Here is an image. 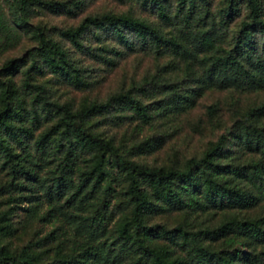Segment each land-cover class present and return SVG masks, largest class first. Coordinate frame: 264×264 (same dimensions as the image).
I'll return each mask as SVG.
<instances>
[{"label":"rangeland","instance_id":"1","mask_svg":"<svg viewBox=\"0 0 264 264\" xmlns=\"http://www.w3.org/2000/svg\"><path fill=\"white\" fill-rule=\"evenodd\" d=\"M53 1L63 5L56 10L32 5L22 21L16 20L11 0H0V69L8 59L24 58L12 73L0 71V90L7 87L13 92L10 114L0 125V244L9 251L26 247L33 264H157L153 257L166 264H199L200 250L230 252L244 264L264 263V241L241 228L222 226L264 218V182L257 185L226 173L219 179L251 196L250 203L217 206L197 195L195 204L177 206L155 198L150 183L140 179L152 208L143 212L151 229L140 233L144 248L137 247L129 235L125 171L109 151L80 146L61 127L49 132L60 112L43 104L22 82L28 71L30 81L44 85L49 101L68 105L76 123L109 140L119 155L133 162L182 167L187 157H199L223 133L217 164L264 166L263 146L243 139L246 127L264 128V34L252 35L262 66L246 63L259 81L237 85L227 74L216 85L207 77L209 54L228 49L247 19L243 0H235L236 9L225 22L220 17L229 0H184L182 7L179 0ZM258 2L264 18V0ZM158 5L166 20L159 17ZM122 16L144 21L180 41L184 49H155L120 24L118 34L106 20ZM86 18L106 23L87 24L74 44L66 32ZM205 26L212 28L211 47L192 46L194 33ZM39 36L66 51L81 83L51 71L34 50ZM132 102L145 104V113ZM92 106L102 109L83 112ZM69 146L75 157L70 185L46 195L44 188L59 174ZM95 167L103 171L98 178ZM85 175L90 178L74 191Z\"/></svg>","mask_w":264,"mask_h":264},{"label":"trees","instance_id":"2","mask_svg":"<svg viewBox=\"0 0 264 264\" xmlns=\"http://www.w3.org/2000/svg\"><path fill=\"white\" fill-rule=\"evenodd\" d=\"M11 1L16 20L22 21L26 20L27 13L32 5L54 8L55 10L63 5L61 2L53 0ZM243 2L247 9V19L240 24L236 41L228 49L224 48L221 54H209L210 66L207 68V77L216 85H221L227 74H229V78L237 85H247L252 81H259L258 77H255L248 69L246 63L255 67L262 66L255 50L252 35L255 31L264 34V18L261 16L258 0H243ZM183 3L184 0H179V7H182ZM235 5V0L228 1V7L224 9L220 17L221 22L227 21L225 18L234 13V9H236ZM157 13L162 19H167V14L162 6H157ZM183 18L185 25H187L189 23L187 15L184 14ZM106 22L118 34H120V30L117 24L126 27L141 43L148 44L155 49H159L161 46L173 49H184V45L180 41L172 36L166 37L161 35L156 29L144 21L122 16L116 18L108 17ZM106 22L94 18H86L76 27L66 32V34L74 44H77L76 39L87 24L95 23L104 26ZM211 29L210 26H205L198 33H194L191 40L192 46L200 49H209L212 44V37L210 36L212 33ZM34 50L51 71H55L75 83H81L78 75L73 73V69L70 68L66 51L56 42L46 40L44 37L39 36L38 45ZM29 53H33V51ZM23 63L24 58L22 57L8 59L2 64L0 71L8 74L12 73ZM29 67H36L34 59H32ZM262 77H264L263 71ZM22 82L26 88L35 92V95L43 104L51 105L60 112L57 122L51 126L49 132H56V129L61 127L64 130L70 131L76 143L80 146L89 145L109 151L125 171L127 178L126 192L131 203L128 216V225L131 226L129 235L137 247L144 248L140 233L151 229L144 222L143 212L152 208L151 201L140 186V179H144L150 183L153 191L152 194L155 198L177 206L188 205L190 202L195 204L196 201L198 202L197 195H201L208 203L217 206L247 205L250 203L251 196L234 185H225L224 181L219 179L220 176L226 173L241 175L249 181L257 182V185H261L264 182V166L262 162L229 166L224 164L219 165L214 161L223 149L225 139L223 133H220L214 141L210 142L199 157H187L182 167L147 166L128 160L118 154L116 147L109 140L99 138L96 134L87 131L82 124L76 123L68 105L49 101L45 94L44 85L30 81L28 71L25 72ZM12 93V90L7 87H3L0 90V125L5 124V118L10 114L8 110L12 106ZM131 104L140 114L145 113V104L140 105L138 102H132ZM101 109L100 106H92L84 109L83 112H97ZM49 132H46L47 134L44 133L38 138L39 144L43 142ZM243 134L245 143L254 142L257 147L263 146L264 148V128L249 126L244 129ZM73 153L74 151H72L70 146L66 148L60 164L59 174L53 177L52 183L47 184L46 188H44L46 195L52 192L58 194L69 187V183L71 182L69 171L75 160ZM102 172L99 167H95V176L97 178ZM23 173H28V170L24 167ZM89 178L90 175L83 176L75 185L74 191L80 190ZM257 188L259 189L261 187ZM184 193L186 195L185 199V195L183 196ZM222 226L227 228L231 226L241 228L242 230L248 231L258 241H264V218H256L254 221H232ZM206 233L208 234L209 232ZM211 233L215 235V231ZM199 259V264H209L211 260L214 264H244V262L236 260L230 252H223L222 255H219L214 252L200 250ZM154 260H157V264H166L162 260H158L157 257H153ZM0 264H33V255L24 246L18 251H9L4 245L0 244Z\"/></svg>","mask_w":264,"mask_h":264}]
</instances>
